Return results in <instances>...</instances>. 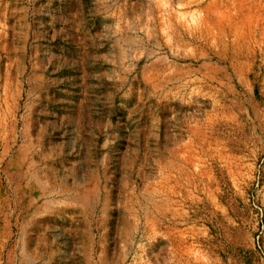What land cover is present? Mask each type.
<instances>
[{
	"label": "rangeland",
	"instance_id": "1",
	"mask_svg": "<svg viewBox=\"0 0 264 264\" xmlns=\"http://www.w3.org/2000/svg\"><path fill=\"white\" fill-rule=\"evenodd\" d=\"M0 264H264V0H0Z\"/></svg>",
	"mask_w": 264,
	"mask_h": 264
}]
</instances>
